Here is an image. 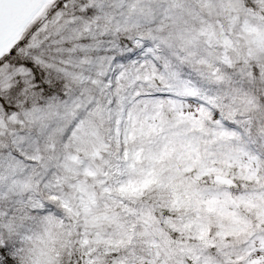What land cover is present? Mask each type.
<instances>
[{"label": "snow or ice", "instance_id": "snow-or-ice-1", "mask_svg": "<svg viewBox=\"0 0 264 264\" xmlns=\"http://www.w3.org/2000/svg\"><path fill=\"white\" fill-rule=\"evenodd\" d=\"M0 264H264V0H0Z\"/></svg>", "mask_w": 264, "mask_h": 264}]
</instances>
